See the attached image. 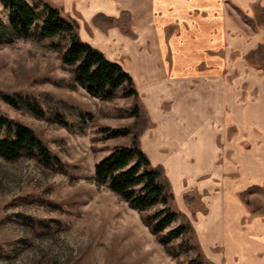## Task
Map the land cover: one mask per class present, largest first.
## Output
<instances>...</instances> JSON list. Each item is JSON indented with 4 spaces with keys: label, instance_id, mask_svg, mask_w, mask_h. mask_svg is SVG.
<instances>
[{
    "label": "crops",
    "instance_id": "1",
    "mask_svg": "<svg viewBox=\"0 0 264 264\" xmlns=\"http://www.w3.org/2000/svg\"><path fill=\"white\" fill-rule=\"evenodd\" d=\"M46 1L132 77L150 120L141 149L162 166L204 257L264 264V62L253 59L264 0Z\"/></svg>",
    "mask_w": 264,
    "mask_h": 264
},
{
    "label": "rangeland",
    "instance_id": "2",
    "mask_svg": "<svg viewBox=\"0 0 264 264\" xmlns=\"http://www.w3.org/2000/svg\"><path fill=\"white\" fill-rule=\"evenodd\" d=\"M26 1L44 15L42 2L46 0ZM7 18V8L0 1V20L7 22ZM67 45L65 39L45 36L36 27L26 36L14 35L12 41L0 43V109L31 127L62 166L60 171H54L32 158L0 157V264L202 263L203 243L198 244L195 232L185 230L172 238L169 244L178 251L172 256L141 222L140 214H149L161 208L162 203L140 212L95 181L93 164L129 138L127 135L103 138L100 128L130 124L133 116L120 110L128 108L133 98L123 95L124 87L118 88L109 99L88 94L72 80L69 67L60 61L57 50ZM253 59L255 63L264 62V45ZM1 92L21 98L33 92L49 93L64 101L66 123L76 125L67 104L89 115L81 131H70L63 122L52 118L54 109L48 101L42 98L38 101L49 116L42 118L34 115L27 105L14 107L7 103ZM165 107L162 106L166 111L162 115L167 116ZM147 121L149 126V118ZM179 136L171 141L176 154L182 152L186 142ZM175 163L177 173L188 179L186 174L192 169ZM198 166L199 173L202 165ZM172 205L177 208V201ZM180 222L177 215L165 230ZM211 243L207 245L212 247Z\"/></svg>",
    "mask_w": 264,
    "mask_h": 264
},
{
    "label": "trees",
    "instance_id": "3",
    "mask_svg": "<svg viewBox=\"0 0 264 264\" xmlns=\"http://www.w3.org/2000/svg\"><path fill=\"white\" fill-rule=\"evenodd\" d=\"M0 1L6 6L8 13L7 22L0 20V43L12 41L14 35L26 36L31 28L36 27L45 36H58L68 42L66 48L57 50L58 56L61 63L69 67L72 80L88 94L109 99L115 96L118 88L124 87L123 95L132 96L130 106L120 110L121 113L133 116L132 122L126 126L100 128L103 138L127 135L128 141L113 146L106 155L93 164V177L97 183L104 184L110 191L118 194L129 207L140 212L157 202L162 203L161 208L149 214H140V220L169 255H177L178 251L169 244L172 238L181 235L185 230L193 233L194 230L190 220L173 207L174 197L162 166L152 165L141 149L140 136L148 126V118L130 74L118 62L107 59L100 50L80 39L76 21L65 14L60 6L43 1L44 15H40L26 0ZM1 95L14 107L24 104L34 115L49 118L38 104L42 98L53 105L52 118L64 121L65 114L62 110L64 101L54 98L49 93L33 92L24 98L8 92H1ZM67 105L66 109L76 120V125L63 123L68 130L79 132L82 130L85 117L89 114L77 106ZM0 157L6 160L32 158L51 170L62 169L59 158L51 153L31 127L9 117L1 109ZM185 201L190 202V198L186 196ZM177 215L181 222L165 230ZM200 257L202 263L191 264H212L204 256Z\"/></svg>",
    "mask_w": 264,
    "mask_h": 264
}]
</instances>
